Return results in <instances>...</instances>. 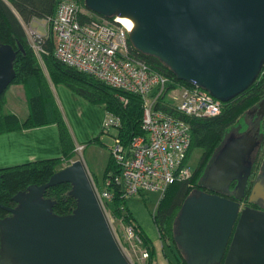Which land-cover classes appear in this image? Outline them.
I'll list each match as a JSON object with an SVG mask.
<instances>
[{
  "label": "water",
  "instance_id": "obj_1",
  "mask_svg": "<svg viewBox=\"0 0 264 264\" xmlns=\"http://www.w3.org/2000/svg\"><path fill=\"white\" fill-rule=\"evenodd\" d=\"M106 19L135 22V49L159 58L178 80L232 100L259 77L264 63V0H85ZM111 20V19H110ZM21 51L23 49L21 48ZM17 52L0 46V97L16 79ZM264 106V99L260 108ZM259 147L248 133L230 135L205 175L206 192L190 196L177 218L175 241L187 264H264V212L241 210L252 170L249 157ZM236 182L235 200L219 193ZM70 184L74 212L57 216L44 198ZM258 195L264 200L262 188ZM256 196L250 197L254 203ZM10 214L0 218L1 264H132L111 228L93 179L81 160L55 173L48 183L19 192Z\"/></svg>",
  "mask_w": 264,
  "mask_h": 264
},
{
  "label": "trees",
  "instance_id": "obj_2",
  "mask_svg": "<svg viewBox=\"0 0 264 264\" xmlns=\"http://www.w3.org/2000/svg\"><path fill=\"white\" fill-rule=\"evenodd\" d=\"M62 1L66 0H0V46L10 45L17 52L14 62L16 79L9 89L13 86L16 87L19 91L18 95L22 99L21 102L27 107V117L21 120L17 114L4 111L8 103L5 94L9 89L0 97V135L55 125L59 130L63 152L62 157L58 159L0 168V205L2 206L15 208L17 205L13 198L19 192L26 191L32 185L42 186L48 183L55 173L77 161L78 144L54 95L53 87L55 89L59 85L65 86L92 105H104L107 114H112L120 120V126L113 136L119 137L123 145L128 146L134 137L145 135L142 127L144 108L141 96L115 89L94 76L57 60L55 57L56 39L53 33H49L47 36L42 35L40 41L42 52L39 55L36 53L27 35L25 25H33L38 28V24L35 22L55 16L58 5ZM68 1H74L86 8L85 0ZM90 13L91 17L81 14L80 20L89 22L99 18L106 19L91 11ZM115 18L110 19L113 21ZM130 45L132 52L139 60L169 80L164 94L159 98L158 109L186 121L191 127V145L184 166L187 167V162L195 151L200 150L203 153L200 166L195 170L191 169L192 176L170 186L153 214V221L160 235L161 243L165 247V251L168 249L173 254L174 259L170 260V264H187L186 256L175 241L177 218L184 202L190 197L192 189L201 190L207 169L223 145L225 137L240 120H244L248 116V112L263 101L264 63L259 77L246 91L232 100L222 102L221 115L206 119L188 118L179 113L175 106L169 103V100H171L173 90L182 87L194 88L195 86L178 80L175 73L159 58L137 51L131 41ZM200 89L209 93L203 88ZM109 133H106L103 128L101 136ZM101 136L88 145L99 143ZM108 162L103 175L102 189L97 188L100 193L105 189L109 179L118 174V166L111 154V148ZM92 179L94 183L96 178L92 177ZM71 190L70 184H62L45 192L44 198L56 203L53 209L55 215H70L76 209L77 201L70 196ZM108 190L112 193L113 200L110 203L103 202L104 208L113 215L114 219L122 220L125 226L134 229L135 234L143 241L142 247L149 250L147 264H155L154 242L137 223L131 210L126 207L130 198L126 197L122 187L114 182L108 187ZM221 196L235 200L233 189ZM244 202L246 203V198ZM7 216L10 214L0 209V218L3 219ZM121 241L124 244V241Z\"/></svg>",
  "mask_w": 264,
  "mask_h": 264
},
{
  "label": "built area",
  "instance_id": "obj_3",
  "mask_svg": "<svg viewBox=\"0 0 264 264\" xmlns=\"http://www.w3.org/2000/svg\"><path fill=\"white\" fill-rule=\"evenodd\" d=\"M81 14L85 17L92 15L74 1H62L55 16L36 21L38 28L25 25V29L38 55L42 52V35L53 33L57 60L94 76L108 86L137 94L143 99L142 127L145 135L134 137L128 146L113 136L111 154L117 163L118 174L109 179L101 193L94 184L98 200L103 208V202H112L108 187L113 182L122 187L128 198L138 197L144 192L163 196L174 183L192 176L191 169L184 166L191 145V127L186 121L158 109L159 98L169 80L150 69L132 52L130 33L135 27L127 29L117 17L113 21L99 18L82 22ZM169 103L188 118L206 119L222 113V102L198 87L173 90ZM119 126V118L107 114L103 127L105 132ZM76 151L77 154L83 153L84 146L79 145ZM114 221L126 231L125 246L115 236L127 259L132 264H147L150 253L142 247V239L122 220ZM114 221L109 220V223ZM127 248L135 253L137 262L128 257Z\"/></svg>",
  "mask_w": 264,
  "mask_h": 264
},
{
  "label": "crops",
  "instance_id": "obj_4",
  "mask_svg": "<svg viewBox=\"0 0 264 264\" xmlns=\"http://www.w3.org/2000/svg\"><path fill=\"white\" fill-rule=\"evenodd\" d=\"M53 90L64 117L72 129L76 143L78 146H84V152H86V157L84 156L85 161L83 160L84 165L91 177H97L93 171H95L96 166L101 163V156L103 157L102 162L106 163V151L104 148H98L92 145V147L88 149L90 147L88 143L101 136L104 127H102V125L107 115L105 106L92 105L62 85H59L55 89L53 87ZM21 104L24 103L21 102ZM81 109L83 110L81 111ZM26 117L27 114L25 118ZM62 155L59 130L55 125L0 135V168L18 166L42 160L58 159L61 158ZM103 175L104 173L102 177ZM138 224L154 242L156 248L155 264H170V260L174 259V257H172L173 254L171 253V255H169L165 251V247H163L161 243L160 235L155 224L150 223L147 219L146 226L152 234L147 231L143 224Z\"/></svg>",
  "mask_w": 264,
  "mask_h": 264
},
{
  "label": "rangeland",
  "instance_id": "obj_5",
  "mask_svg": "<svg viewBox=\"0 0 264 264\" xmlns=\"http://www.w3.org/2000/svg\"><path fill=\"white\" fill-rule=\"evenodd\" d=\"M18 94H19V91L14 86L11 87L6 92L5 95H6V98L8 100V103H7V106L4 108V111L5 112H13V113L17 114V116L21 120H24V118L27 114V107L25 104H21V102H19V101H22V99L20 98V96ZM18 105H19V107H18ZM82 110L83 109H81V111ZM106 117H107V115H106ZM106 117L104 119L102 127L104 126V123L106 121ZM115 134H116V129H113L110 131L109 134L102 135L99 143L92 145V146H95L98 148H104V150L106 151V157H105L106 163L102 162L103 157L101 156V163L98 164L95 168L96 170L93 171L97 176L94 178H96L95 179L96 186L99 189H102V181H103L102 174L104 173L105 167L109 163L108 161L110 159L109 158L110 157V148L113 145V135H115ZM92 146L90 145V147L88 149H90ZM201 153L202 152L200 150H198V151H195L193 153V155H191V157L189 158V160L187 162V167L189 169H193L195 164L198 162ZM84 156L86 157V152L77 154V160H81L82 162H84L85 161ZM95 181H94V184H95ZM162 198H163L162 195L159 193L144 192L138 197L130 198L128 201V204H126V207L129 208V210H131V212L133 213V215L137 219L138 223L143 224V226L147 229V231L150 234H152V233L150 232V230L146 226L147 225V219L150 221V223H154L153 214L158 209L160 201L162 200ZM106 214H107V217L109 220H112V219H113V221L116 220L113 218V215H111V213H109L108 211ZM110 224H111V227L113 229L114 234L119 238L120 242H121V240H126V236L124 233V232H126L125 229L121 228L119 223L116 221H114ZM176 229H177V222H176ZM159 245L161 247L160 243H159ZM159 245H158V247H159ZM166 252H167V254L171 255V252L168 249ZM127 254H128V257L132 260V262H137L135 253L133 251L129 250V248H127ZM0 264H1V259H0Z\"/></svg>",
  "mask_w": 264,
  "mask_h": 264
},
{
  "label": "flooded vegetation",
  "instance_id": "obj_6",
  "mask_svg": "<svg viewBox=\"0 0 264 264\" xmlns=\"http://www.w3.org/2000/svg\"><path fill=\"white\" fill-rule=\"evenodd\" d=\"M245 133H248L250 137H255L259 142V147H257L249 157V161L252 162V170L246 185V192L244 199L241 202V210H244L245 208L249 207L253 210L264 212V200L258 195L256 191L258 188H262V191L264 192V106L260 108V104H259L257 107H255L250 112H248V116L244 120H240L239 123L235 127H233V129L225 137V140L230 135L241 136L242 134ZM202 156L203 153H201L198 162L193 167L194 170L200 166L202 162ZM204 183H205V178L203 179L201 185L202 191L198 188L195 189L193 188L190 196H198L200 192L215 194V192L211 191L208 187H206ZM236 185H237L236 182H232L231 185L229 186L228 191L225 190L219 194L221 195L224 193H229L231 192L232 189L234 192ZM253 196L254 197L256 196L255 202L249 203L250 197ZM245 198H246V203L244 202Z\"/></svg>",
  "mask_w": 264,
  "mask_h": 264
},
{
  "label": "bare ground",
  "instance_id": "obj_7",
  "mask_svg": "<svg viewBox=\"0 0 264 264\" xmlns=\"http://www.w3.org/2000/svg\"><path fill=\"white\" fill-rule=\"evenodd\" d=\"M119 22L122 23L129 30L135 27V22L128 17H120Z\"/></svg>",
  "mask_w": 264,
  "mask_h": 264
}]
</instances>
